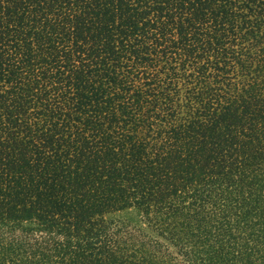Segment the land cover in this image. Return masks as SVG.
Here are the masks:
<instances>
[{
	"label": "trees",
	"instance_id": "16d2710c",
	"mask_svg": "<svg viewBox=\"0 0 264 264\" xmlns=\"http://www.w3.org/2000/svg\"><path fill=\"white\" fill-rule=\"evenodd\" d=\"M0 264H264V0H0Z\"/></svg>",
	"mask_w": 264,
	"mask_h": 264
},
{
	"label": "rangeland",
	"instance_id": "374dc122",
	"mask_svg": "<svg viewBox=\"0 0 264 264\" xmlns=\"http://www.w3.org/2000/svg\"><path fill=\"white\" fill-rule=\"evenodd\" d=\"M117 217L125 218L132 221L133 223L140 224V213L135 208L121 211L117 214Z\"/></svg>",
	"mask_w": 264,
	"mask_h": 264
}]
</instances>
